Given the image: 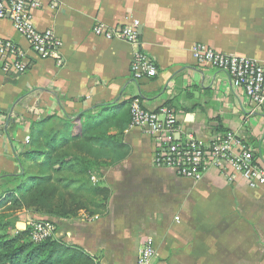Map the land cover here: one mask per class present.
I'll return each mask as SVG.
<instances>
[{"label": "crops", "instance_id": "crops-1", "mask_svg": "<svg viewBox=\"0 0 264 264\" xmlns=\"http://www.w3.org/2000/svg\"><path fill=\"white\" fill-rule=\"evenodd\" d=\"M41 1L34 22L62 41L56 57L39 58L12 22L0 19V37L31 60L24 74L3 72L0 61V208L13 196L1 194L8 177L38 172L19 161L33 124L56 116L59 125L66 115L102 105L121 106L119 117L130 120L136 99L150 110H171L178 140L193 135L209 144L231 133L264 164V105L255 108L228 72L193 56L194 44L202 43L264 67V0ZM133 19L140 22L137 44L93 33L97 24ZM137 52L155 62L157 75L133 76ZM124 141L129 156L93 177L112 191L107 210L74 218L50 214L56 239L107 264H135L148 239L154 264H264V186L251 187L240 173L215 167L200 181L158 168L150 134L131 123ZM29 210L19 213L18 230L33 221Z\"/></svg>", "mask_w": 264, "mask_h": 264}, {"label": "trees", "instance_id": "trees-1", "mask_svg": "<svg viewBox=\"0 0 264 264\" xmlns=\"http://www.w3.org/2000/svg\"><path fill=\"white\" fill-rule=\"evenodd\" d=\"M121 106L102 105L78 115H66L59 125L52 116L33 124L29 148L19 157L21 166L35 164L8 177L1 194L12 192L0 208V264H93L82 247L55 237L35 242L31 225L18 230L21 211H48L61 218L81 212L94 216L107 210L111 189L99 179L103 170L126 159L131 147L124 141L130 120L119 117ZM228 133V132H227ZM3 194V195H4Z\"/></svg>", "mask_w": 264, "mask_h": 264}, {"label": "built area", "instance_id": "built-area-1", "mask_svg": "<svg viewBox=\"0 0 264 264\" xmlns=\"http://www.w3.org/2000/svg\"><path fill=\"white\" fill-rule=\"evenodd\" d=\"M42 5L41 0H0V19H9L15 30L26 40L29 48L39 58L58 55L62 41L53 29H39L34 22V11ZM139 20L115 27L97 24L93 33L105 39H122L139 43ZM194 58L203 65H212L229 73L234 87L243 88L255 108L264 105V67L249 58L225 54L212 47L197 43L193 46ZM0 61L3 72L24 74L31 60L16 42L0 37ZM155 62L145 53L137 52L132 63L135 78L157 75ZM131 125L144 128L155 146V165L170 169L178 177L200 181L212 167L223 171L232 170L248 180L251 187L264 186V164L257 160L247 142L228 133L206 144L193 135L178 140L179 123L176 115L166 107L150 110L136 99L131 105ZM29 139V138H28ZM57 225L51 220L31 222V237L41 242L54 237ZM156 249L151 239L145 240L135 264H154ZM93 264H107L96 260Z\"/></svg>", "mask_w": 264, "mask_h": 264}, {"label": "rangeland", "instance_id": "rangeland-1", "mask_svg": "<svg viewBox=\"0 0 264 264\" xmlns=\"http://www.w3.org/2000/svg\"><path fill=\"white\" fill-rule=\"evenodd\" d=\"M29 213L33 216V219H31V221L33 220L32 222L39 221V220L53 221L48 211L31 209L29 210ZM29 225H31V222L29 223Z\"/></svg>", "mask_w": 264, "mask_h": 264}]
</instances>
